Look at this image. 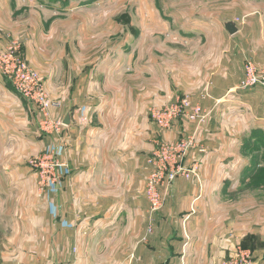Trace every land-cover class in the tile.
Wrapping results in <instances>:
<instances>
[{"label": "crops", "instance_id": "1", "mask_svg": "<svg viewBox=\"0 0 264 264\" xmlns=\"http://www.w3.org/2000/svg\"><path fill=\"white\" fill-rule=\"evenodd\" d=\"M174 15L169 30L161 24L153 30L152 59L136 68L103 62L90 79L71 84L60 78L53 84L42 73L62 103L53 116L62 120L70 110L61 143L40 134L37 108L0 74V207L16 213L14 198L25 193H36L40 205L19 203L29 217L40 215L42 235L23 241L40 243L43 252L20 254L18 264H221L238 244L264 263L263 193L245 190L264 166L255 158L264 153V88H239L245 58L264 70V31H248L242 45L246 31L229 34L222 13ZM30 46L23 52L32 60ZM127 74L136 83L123 79ZM183 94L210 112L206 121L197 127L180 119L160 130L148 107ZM191 134L204 150L193 149L187 158L198 178L173 181L142 241L149 225L146 158L160 141ZM50 148L68 168L61 169L56 190L40 192L27 160ZM25 221V228L31 225ZM11 222L7 240L15 244V218ZM16 255L0 252V262Z\"/></svg>", "mask_w": 264, "mask_h": 264}, {"label": "rangeland", "instance_id": "2", "mask_svg": "<svg viewBox=\"0 0 264 264\" xmlns=\"http://www.w3.org/2000/svg\"><path fill=\"white\" fill-rule=\"evenodd\" d=\"M217 12L223 14L225 22L232 21L239 30L246 31L242 45L249 41L248 31L255 36L264 31V0H0V38L7 32L14 35L23 55V45L30 41L32 60L26 59L40 75L49 77L53 84L58 78L71 84L81 77L90 79L92 75L88 74L103 62L113 66L129 62L130 68H136L139 61L152 59L153 30L159 24L169 30L176 24V13L195 17ZM8 19L12 26L7 29L1 24ZM94 77L100 81L97 75ZM125 78L137 81L130 74ZM260 155L264 161V153ZM252 187L259 189L264 199V181L254 182L245 190L254 191ZM32 195L15 196L16 213L12 206L10 213L0 207V252L17 254L0 264H18L20 254L43 252L40 243L23 241L24 236L42 235L40 215L30 213V218L19 208V203L40 207L39 196ZM13 218L15 244L7 240L8 234H14L8 227ZM25 220L31 223L26 228L22 225ZM143 237L141 240L146 241Z\"/></svg>", "mask_w": 264, "mask_h": 264}, {"label": "built area", "instance_id": "3", "mask_svg": "<svg viewBox=\"0 0 264 264\" xmlns=\"http://www.w3.org/2000/svg\"><path fill=\"white\" fill-rule=\"evenodd\" d=\"M0 74L10 81L20 95L35 105L39 114L40 134L56 137L61 143L64 125L52 112L58 110L62 103L52 96L39 71L21 52L19 41L9 32L0 38ZM256 86L264 88V70L258 69L251 59L245 58L239 88L248 89ZM209 114L208 110L203 109L200 103L193 101L187 94L178 96L173 102L152 104L148 107L150 120L160 130H169L172 124L180 119H185L198 127L206 121ZM196 148L200 152L204 151L198 145L195 135H185L175 140L160 141L146 158L149 171L145 179L144 194L148 202L149 225L143 240H147V235L152 231L153 215L164 206L166 192L173 181L178 177L198 178L197 166L187 164L189 154ZM28 164L37 176L40 192L56 190L62 178L61 169L68 168L66 161L55 148L32 156ZM221 264L264 263L256 261L250 249L238 244Z\"/></svg>", "mask_w": 264, "mask_h": 264}, {"label": "water", "instance_id": "4", "mask_svg": "<svg viewBox=\"0 0 264 264\" xmlns=\"http://www.w3.org/2000/svg\"><path fill=\"white\" fill-rule=\"evenodd\" d=\"M225 26V29L226 31L229 33V34H234L237 32L238 28L236 26V24L232 21H227L225 22L224 24ZM62 124L64 126H67L70 124V110H68L64 116V118L62 119Z\"/></svg>", "mask_w": 264, "mask_h": 264}, {"label": "trees", "instance_id": "5", "mask_svg": "<svg viewBox=\"0 0 264 264\" xmlns=\"http://www.w3.org/2000/svg\"><path fill=\"white\" fill-rule=\"evenodd\" d=\"M255 158L257 160L258 157H262V155L258 156V154H255ZM264 157V156H263ZM257 174H256V179L254 181H264V166H261V168H258L256 170Z\"/></svg>", "mask_w": 264, "mask_h": 264}]
</instances>
